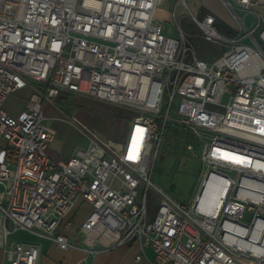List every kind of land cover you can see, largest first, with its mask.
I'll return each mask as SVG.
<instances>
[{
	"label": "built area",
	"instance_id": "1",
	"mask_svg": "<svg viewBox=\"0 0 264 264\" xmlns=\"http://www.w3.org/2000/svg\"><path fill=\"white\" fill-rule=\"evenodd\" d=\"M162 1L0 0V245L10 264H36L39 247L6 245L7 222L61 250L78 247L58 231L77 198L91 206L80 226L87 252L134 241L135 261L148 246L154 264H264V25L256 39L258 22L247 28L238 15L256 13V1L221 0L239 25L226 35L213 14L196 17L187 0H171L201 38L223 47L210 62L195 55L177 20L179 39L161 33L154 12ZM27 86L23 108L7 112V96ZM60 91L137 112L125 142L82 125L87 143L66 160L51 157L43 104ZM168 122L202 143V179L188 206L151 180Z\"/></svg>",
	"mask_w": 264,
	"mask_h": 264
},
{
	"label": "rangeland",
	"instance_id": "2",
	"mask_svg": "<svg viewBox=\"0 0 264 264\" xmlns=\"http://www.w3.org/2000/svg\"><path fill=\"white\" fill-rule=\"evenodd\" d=\"M187 3L189 10L199 17L197 15L198 1L189 0ZM172 8L173 1L163 0L154 12V19L160 23V30L164 36L180 38L179 29L175 23L177 20L179 27L189 36L198 58L210 62L222 52L223 47L220 44L211 43L199 36L198 29L190 19L187 9L180 4L176 6L174 12ZM244 23L247 27L246 19ZM257 33V30L253 32L256 39ZM261 45L264 47V43ZM31 85L38 86L39 84L32 82ZM30 89L31 87L27 86L10 93L3 103V108L10 114H16L27 100ZM174 105L175 102L170 111L172 118L175 117ZM208 107L216 108L212 105ZM218 109L223 110L221 107ZM43 113L47 116L44 123L53 128V137L62 150L82 146L86 141L81 131L73 123H69L67 118L74 117L78 124H83L102 139L124 143L128 125L137 115V112L128 108L119 107L88 95L67 92H60L53 105L44 103ZM51 116L59 118L54 119ZM187 143L193 144L194 153L185 148ZM201 144L199 138L189 130L168 122L154 157L151 180L186 206L191 204L202 179L203 165L199 157ZM205 195L204 192L203 196ZM213 206L214 204L205 207L201 204V207L208 211ZM155 210L156 199L148 193L147 212L149 216H153ZM250 216L251 212L247 211L243 219L248 221Z\"/></svg>",
	"mask_w": 264,
	"mask_h": 264
},
{
	"label": "crops",
	"instance_id": "3",
	"mask_svg": "<svg viewBox=\"0 0 264 264\" xmlns=\"http://www.w3.org/2000/svg\"><path fill=\"white\" fill-rule=\"evenodd\" d=\"M197 1L199 3V6L197 8V15L201 17L202 16L201 13L203 11H205V13L208 12L213 14L215 18L214 23L217 24L215 26L218 27V28L216 27L218 31H220L221 33H225L224 31L225 28L230 29L233 32L238 31L239 25L236 21L235 16L227 9V7L223 4L221 0H197ZM255 1H256V13L243 14L242 12H238V15L243 18V21L244 19L247 20L248 23L247 28L250 29L253 28L255 23L258 22L257 27L254 29V31L257 30L258 32L259 29L264 25V0H255ZM30 92L31 89L29 90V93ZM60 92H65V91H60ZM67 93H71V92H67ZM54 102L49 104L53 105ZM51 117L54 119L59 118L58 116H51ZM75 120L76 119L74 117L67 118V121L69 123H73L75 127L79 129V126H82L83 124L80 125ZM130 123L128 125L127 132L129 130ZM51 129L53 131V128ZM53 135H54V131H53ZM53 135L48 146L49 155L55 159H61V160L68 159L72 155L74 148L77 146H73L70 147L69 149L62 150L61 147L59 146V143L54 139ZM81 135L85 138L86 140L85 144H86L87 138L85 137V135L83 134ZM97 136L100 137L99 135ZM106 141L113 142L115 144H123L118 141H112V140H106ZM90 209H91L90 204L83 201L81 198H77L72 209L64 218V221L66 220L69 221V225L64 226L63 223H61L58 228V231L63 233L70 242L76 244L78 247H70L67 250H61L48 238L39 236L37 234H34L32 232L23 229L12 230L9 222H7V226L10 227L11 230L6 236V245H8L10 242H16V241L37 243L39 247V255L36 264H154L152 260L153 252L151 248L148 246L144 248V252L141 258L138 261L134 260L135 255L139 252L138 244L134 241H128L124 244L108 249L95 245L93 246L96 249L95 252L93 253L87 252L86 249H88L89 246L83 243L82 234L80 232V226L83 220L85 219V217L87 216L88 212L90 211ZM0 226H1V222H0ZM0 264H10V262L6 259L5 251L3 250L1 245H0Z\"/></svg>",
	"mask_w": 264,
	"mask_h": 264
},
{
	"label": "trees",
	"instance_id": "4",
	"mask_svg": "<svg viewBox=\"0 0 264 264\" xmlns=\"http://www.w3.org/2000/svg\"><path fill=\"white\" fill-rule=\"evenodd\" d=\"M205 13V11H203L202 13H201V15H203ZM215 25H217V24H215ZM217 27V26H216ZM218 28V27H217ZM226 29V28H225ZM224 29V31H225V33H226V35H234L236 32H233V31H231L230 29H226L225 30ZM225 33H223V34H225ZM263 47V46H262ZM263 50H264V47H263Z\"/></svg>",
	"mask_w": 264,
	"mask_h": 264
},
{
	"label": "bare ground",
	"instance_id": "5",
	"mask_svg": "<svg viewBox=\"0 0 264 264\" xmlns=\"http://www.w3.org/2000/svg\"><path fill=\"white\" fill-rule=\"evenodd\" d=\"M229 157H231V158H233V159H239V160L243 161V159H242L241 157H238V156L229 155ZM207 190H208V188H206V189L204 190V192L207 193ZM220 192H221V191H220ZM220 192H219V193H220ZM216 197H217V195H216Z\"/></svg>",
	"mask_w": 264,
	"mask_h": 264
},
{
	"label": "snow or ice",
	"instance_id": "6",
	"mask_svg": "<svg viewBox=\"0 0 264 264\" xmlns=\"http://www.w3.org/2000/svg\"><path fill=\"white\" fill-rule=\"evenodd\" d=\"M130 158H132V157H130Z\"/></svg>",
	"mask_w": 264,
	"mask_h": 264
}]
</instances>
